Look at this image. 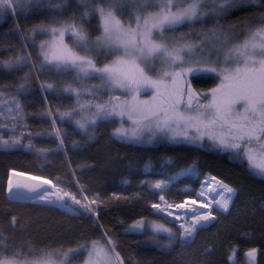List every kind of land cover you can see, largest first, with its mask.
Here are the masks:
<instances>
[{
    "label": "trees",
    "instance_id": "trees-1",
    "mask_svg": "<svg viewBox=\"0 0 264 264\" xmlns=\"http://www.w3.org/2000/svg\"><path fill=\"white\" fill-rule=\"evenodd\" d=\"M166 1L33 0L25 8H13V16L7 8L0 15V262L76 250L66 264H83L92 246L106 244L117 264H264V179L253 175L243 160L207 146L122 142L112 135L116 119L78 128L65 115L80 104L105 102L106 84L96 76L55 72L41 61L42 35L37 31L77 25L90 47L89 60L101 69L119 52L94 47L100 37L98 10L132 26ZM171 1L173 8L190 2ZM200 2L202 18L162 29L156 41L196 42L210 34L238 41L264 25V0ZM189 82L195 91H207L216 79L198 75ZM9 171L48 180L77 199L82 194L95 215L9 199ZM181 171L189 173L173 180ZM208 175L234 191L226 211H215L209 227L183 237L152 213L159 197L172 204L193 198ZM157 183H168V188L158 191ZM140 220V231L128 230ZM150 224L163 225L167 233L153 231Z\"/></svg>",
    "mask_w": 264,
    "mask_h": 264
},
{
    "label": "rangeland",
    "instance_id": "rangeland-1",
    "mask_svg": "<svg viewBox=\"0 0 264 264\" xmlns=\"http://www.w3.org/2000/svg\"><path fill=\"white\" fill-rule=\"evenodd\" d=\"M32 1L0 0V15L7 8L13 16V8H25ZM199 2L190 0L182 7L173 8V2L167 0L156 12L137 18L132 26L125 25L111 12L98 10L100 37L94 41V47L119 52L117 58L101 69L95 68L89 60L90 47L87 49L89 45L86 47V38L79 26L40 29L37 33L42 35L38 44L41 61L55 72L70 70L82 78L96 76L106 84L105 102L80 104L65 115L78 128L84 130L99 119H116L118 126L112 135L122 142L153 145L163 141L207 146L243 160L253 175L264 179V83L258 76L254 79L255 74L264 71V25L245 32L238 41L230 35L216 34L203 36L196 42L165 44L156 41L155 34L162 29L202 18ZM81 50L83 52H79ZM198 75H212L216 83L207 91L196 90L201 99L191 100L186 89L191 87L190 78ZM233 85L236 87L232 88ZM72 92L77 94V90ZM0 149H4L2 143ZM188 173L181 171L173 180ZM19 178L18 194L13 195L16 198L30 202L35 195L49 198L48 185H51L62 206L75 213L95 215L82 194L81 199H77L48 180ZM204 178L194 197L178 204L186 200L199 202L196 193ZM167 188L168 183L156 184L158 191ZM233 195L234 191L224 205L212 209L209 216L215 219V211H226ZM35 203L41 204V201ZM178 204L159 197L153 209L157 217L173 224L183 237H191L199 226L190 222L192 217L170 211ZM143 224L142 220L137 221L128 230L140 231ZM150 228L157 233H167L160 224H150ZM75 252L43 255L34 261H1L0 264H66ZM83 264H117V261L106 244H96L87 251Z\"/></svg>",
    "mask_w": 264,
    "mask_h": 264
},
{
    "label": "bare ground",
    "instance_id": "bare-ground-1",
    "mask_svg": "<svg viewBox=\"0 0 264 264\" xmlns=\"http://www.w3.org/2000/svg\"><path fill=\"white\" fill-rule=\"evenodd\" d=\"M17 176L27 179L34 178L26 174L24 175L15 171H10L6 185V192L9 196L18 194V185L13 180V178ZM48 190L51 192V196L49 198H43L39 195H35L33 196V202L41 201V204L52 205L63 211L69 210L58 203V195L53 191L51 185H48ZM232 192V188L222 183L217 178L210 176L202 180L199 190L196 193V198L199 200V202L186 200L183 203L173 207L170 211L182 216L186 215L192 217L190 218V222L193 225H196L202 218L209 217L210 211L212 209L219 208L224 205Z\"/></svg>",
    "mask_w": 264,
    "mask_h": 264
},
{
    "label": "water",
    "instance_id": "water-1",
    "mask_svg": "<svg viewBox=\"0 0 264 264\" xmlns=\"http://www.w3.org/2000/svg\"><path fill=\"white\" fill-rule=\"evenodd\" d=\"M186 93H187V97H189L191 100H200L201 98L197 95V93L195 92V90L192 87H187L186 89ZM10 172H8L9 174ZM9 176V175H8ZM12 199V198H10ZM12 200H17V201H22V202H30L28 200H22L21 198H16V199H12ZM33 203V202H32ZM35 203V202H34ZM47 205V204H45ZM50 206V205H49ZM54 207V206H53ZM56 208V207H55ZM63 211V210H62ZM64 212L67 213H71V210H66ZM214 219L211 218L210 216L207 218H202L201 220H199L198 222V226L200 228H207L209 227L212 223H213Z\"/></svg>",
    "mask_w": 264,
    "mask_h": 264
},
{
    "label": "crops",
    "instance_id": "crops-1",
    "mask_svg": "<svg viewBox=\"0 0 264 264\" xmlns=\"http://www.w3.org/2000/svg\"><path fill=\"white\" fill-rule=\"evenodd\" d=\"M10 172V171H9ZM19 174H21V173H19ZM9 175V174H8ZM25 175V174H24ZM27 175V174H26ZM20 176H17V177H15V178H13V180L15 181V183L18 185V183H20L21 182V178H19ZM32 177V176H31ZM7 180H8V176H7ZM7 180H6V185H7ZM5 193H6V196L10 199V198H12V199H16V197H14V196H9V195H7V192H6V186H5Z\"/></svg>",
    "mask_w": 264,
    "mask_h": 264
},
{
    "label": "flooded vegetation",
    "instance_id": "flooded-vegetation-1",
    "mask_svg": "<svg viewBox=\"0 0 264 264\" xmlns=\"http://www.w3.org/2000/svg\"><path fill=\"white\" fill-rule=\"evenodd\" d=\"M257 76H258L261 80H263L262 82L264 83V71L259 72L258 74H255L254 79H256ZM131 78H134V77L132 76ZM228 87H230V86H228ZM235 87H236V85H233L232 88H235ZM237 87H238V86H237ZM238 88H240V86H239ZM185 100H186V101H189L190 99L185 98Z\"/></svg>",
    "mask_w": 264,
    "mask_h": 264
},
{
    "label": "built area",
    "instance_id": "built-area-1",
    "mask_svg": "<svg viewBox=\"0 0 264 264\" xmlns=\"http://www.w3.org/2000/svg\"><path fill=\"white\" fill-rule=\"evenodd\" d=\"M155 205H157V204H155ZM153 208H154V205L151 207V211H152L153 214H156Z\"/></svg>",
    "mask_w": 264,
    "mask_h": 264
}]
</instances>
